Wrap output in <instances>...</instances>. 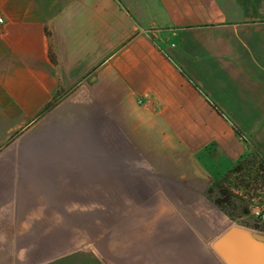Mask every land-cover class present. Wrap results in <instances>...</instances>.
Instances as JSON below:
<instances>
[{
  "label": "crops",
  "instance_id": "1",
  "mask_svg": "<svg viewBox=\"0 0 264 264\" xmlns=\"http://www.w3.org/2000/svg\"><path fill=\"white\" fill-rule=\"evenodd\" d=\"M0 13V264H227L208 191L264 146V0Z\"/></svg>",
  "mask_w": 264,
  "mask_h": 264
},
{
  "label": "rangeland",
  "instance_id": "2",
  "mask_svg": "<svg viewBox=\"0 0 264 264\" xmlns=\"http://www.w3.org/2000/svg\"><path fill=\"white\" fill-rule=\"evenodd\" d=\"M254 146L231 169L217 172L208 192L214 202L218 197L227 198L219 207L235 225L264 232V222L252 213L256 205L264 208V146Z\"/></svg>",
  "mask_w": 264,
  "mask_h": 264
},
{
  "label": "water",
  "instance_id": "3",
  "mask_svg": "<svg viewBox=\"0 0 264 264\" xmlns=\"http://www.w3.org/2000/svg\"><path fill=\"white\" fill-rule=\"evenodd\" d=\"M227 264H264V232L230 226L214 243Z\"/></svg>",
  "mask_w": 264,
  "mask_h": 264
},
{
  "label": "built area",
  "instance_id": "4",
  "mask_svg": "<svg viewBox=\"0 0 264 264\" xmlns=\"http://www.w3.org/2000/svg\"><path fill=\"white\" fill-rule=\"evenodd\" d=\"M4 23V17L0 13V24ZM252 213L255 217H257L259 220L264 222V208L260 207L258 205L254 206L252 208Z\"/></svg>",
  "mask_w": 264,
  "mask_h": 264
},
{
  "label": "trees",
  "instance_id": "5",
  "mask_svg": "<svg viewBox=\"0 0 264 264\" xmlns=\"http://www.w3.org/2000/svg\"><path fill=\"white\" fill-rule=\"evenodd\" d=\"M245 155H247V154H245ZM245 155H244L242 158H244ZM242 158H241V159H242ZM241 159H240V160H241ZM222 192L225 193V191H222ZM226 199H227V198H223V197L220 198V197H218V198L215 199V203H216L218 206H220V205L222 206V203H223Z\"/></svg>",
  "mask_w": 264,
  "mask_h": 264
}]
</instances>
